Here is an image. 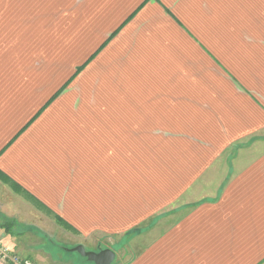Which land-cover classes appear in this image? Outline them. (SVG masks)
<instances>
[{"label": "crops", "instance_id": "0c3cea01", "mask_svg": "<svg viewBox=\"0 0 264 264\" xmlns=\"http://www.w3.org/2000/svg\"><path fill=\"white\" fill-rule=\"evenodd\" d=\"M0 173L33 264H264V0H0Z\"/></svg>", "mask_w": 264, "mask_h": 264}, {"label": "rangeland", "instance_id": "374dc122", "mask_svg": "<svg viewBox=\"0 0 264 264\" xmlns=\"http://www.w3.org/2000/svg\"><path fill=\"white\" fill-rule=\"evenodd\" d=\"M79 72L76 75H78ZM2 188H4L3 191H2ZM6 189H8L9 192H7ZM16 196H19L20 198H22L23 201L26 202L27 204L28 203L29 204H33V201L30 198H27V195H23L20 191L16 190L13 187V185H11L10 183H8L5 180V178L3 177V175L0 173V203L2 204V203H5V202H8L11 207H15L14 206L15 203L13 202V200L15 199ZM28 212H30V211L28 210ZM57 224L59 226V224H61V223L58 222ZM24 225H26V224H24V223H18L15 220L9 219V217L6 216V214L5 215L4 214H1L0 215V232H4L6 234V236H7V234H10V233L12 234L13 233L12 231H14V230H16L17 233H20L23 230ZM62 228L66 229V230L68 229L67 227H62ZM55 236L57 238H59V240L61 242H65L66 243V241L64 240V237H62L60 233H57ZM59 240H58L57 243L55 242V244H56V247L58 248V250L60 251V253L63 254V251L62 250L63 249L66 250V249H68L70 247H65V245L59 244ZM61 248H62V250H61ZM64 254L67 255L65 257H68V255H73V256H75L76 259H82L83 258L77 252H71L70 251V252H64ZM62 258L61 257H58L56 259V264H60L61 261L63 262ZM84 259H86V258H84ZM88 263H91V262H88ZM63 264H66V262H64ZM76 264H80V263L79 262H76Z\"/></svg>", "mask_w": 264, "mask_h": 264}, {"label": "water", "instance_id": "95a60500", "mask_svg": "<svg viewBox=\"0 0 264 264\" xmlns=\"http://www.w3.org/2000/svg\"><path fill=\"white\" fill-rule=\"evenodd\" d=\"M72 252H77L88 262L93 264H112L115 259V254L111 249H100L98 252L86 251L82 245H77L71 249H66Z\"/></svg>", "mask_w": 264, "mask_h": 264}, {"label": "built area", "instance_id": "2783aa9c", "mask_svg": "<svg viewBox=\"0 0 264 264\" xmlns=\"http://www.w3.org/2000/svg\"><path fill=\"white\" fill-rule=\"evenodd\" d=\"M1 264H33L28 258H23L0 241Z\"/></svg>", "mask_w": 264, "mask_h": 264}, {"label": "trees", "instance_id": "16d2710c", "mask_svg": "<svg viewBox=\"0 0 264 264\" xmlns=\"http://www.w3.org/2000/svg\"><path fill=\"white\" fill-rule=\"evenodd\" d=\"M83 67V65L82 66H80V67H78L77 69H76V71H75V73H74V75H73V77H75V75L81 70V68ZM72 77V78H73ZM71 80V79H70ZM70 80L65 84V85H63V87H62V89L70 82ZM57 94H59V92L57 93ZM16 190H18L15 186H13ZM18 191H20V190H18ZM23 195H27V198H30L31 200H32V198L30 197V196H28V194H26V193H24V192H22V191H20ZM57 220H58V222L59 223H61L62 221H61V219L58 217L57 218Z\"/></svg>", "mask_w": 264, "mask_h": 264}]
</instances>
